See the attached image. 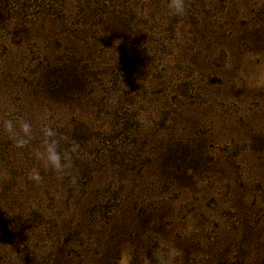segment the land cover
Masks as SVG:
<instances>
[{
	"label": "rangeland",
	"instance_id": "obj_1",
	"mask_svg": "<svg viewBox=\"0 0 264 264\" xmlns=\"http://www.w3.org/2000/svg\"><path fill=\"white\" fill-rule=\"evenodd\" d=\"M185 3L0 0V264H264V0Z\"/></svg>",
	"mask_w": 264,
	"mask_h": 264
},
{
	"label": "clouds",
	"instance_id": "obj_2",
	"mask_svg": "<svg viewBox=\"0 0 264 264\" xmlns=\"http://www.w3.org/2000/svg\"><path fill=\"white\" fill-rule=\"evenodd\" d=\"M168 7L171 14L175 16L186 14L185 0H168ZM0 131L7 134L8 139L18 149L28 148L36 139L32 123L23 119L19 121L13 119L0 120ZM39 131L38 146L32 155L39 162L40 167L31 169L29 179L34 183H41L43 181L41 170H43L46 173L55 174L60 181L67 180L71 187L77 186L79 177L72 174L70 170L73 167L79 145L74 141L69 142L66 136L51 126L42 124ZM160 264H168V258L166 256L161 257Z\"/></svg>",
	"mask_w": 264,
	"mask_h": 264
}]
</instances>
